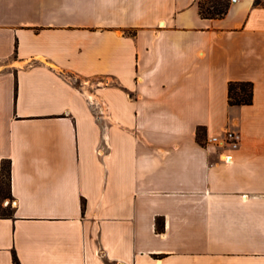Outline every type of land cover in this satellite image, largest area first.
Wrapping results in <instances>:
<instances>
[{
	"label": "crops",
	"instance_id": "crops-1",
	"mask_svg": "<svg viewBox=\"0 0 264 264\" xmlns=\"http://www.w3.org/2000/svg\"><path fill=\"white\" fill-rule=\"evenodd\" d=\"M198 1L0 0V264H264V0Z\"/></svg>",
	"mask_w": 264,
	"mask_h": 264
},
{
	"label": "trees",
	"instance_id": "trees-1",
	"mask_svg": "<svg viewBox=\"0 0 264 264\" xmlns=\"http://www.w3.org/2000/svg\"><path fill=\"white\" fill-rule=\"evenodd\" d=\"M261 0H256V5H260ZM200 15L204 19H222L231 8L229 0H199L198 1ZM229 103L232 106L252 105L255 98V85L251 81H231L229 83ZM197 139L205 145L207 139L206 127L200 126L197 129ZM1 195L4 200L12 199V165L10 161H6L2 172ZM2 215L5 218H13L14 213L11 207L4 209ZM160 229H165V221L158 219ZM14 264H21L15 255Z\"/></svg>",
	"mask_w": 264,
	"mask_h": 264
},
{
	"label": "built area",
	"instance_id": "built-area-1",
	"mask_svg": "<svg viewBox=\"0 0 264 264\" xmlns=\"http://www.w3.org/2000/svg\"><path fill=\"white\" fill-rule=\"evenodd\" d=\"M232 3L238 2V0H231ZM207 146H215L220 148H232L237 149L241 144V134L235 130L227 128L224 130L223 136H212L206 141ZM223 159L226 162H232L233 155L230 153H223Z\"/></svg>",
	"mask_w": 264,
	"mask_h": 264
},
{
	"label": "rangeland",
	"instance_id": "rangeland-1",
	"mask_svg": "<svg viewBox=\"0 0 264 264\" xmlns=\"http://www.w3.org/2000/svg\"><path fill=\"white\" fill-rule=\"evenodd\" d=\"M261 1H263V0H261ZM262 3H263V2H262ZM206 141H207V139H206ZM205 145H207V143H205ZM8 200H9V202H11L12 199H8Z\"/></svg>",
	"mask_w": 264,
	"mask_h": 264
}]
</instances>
